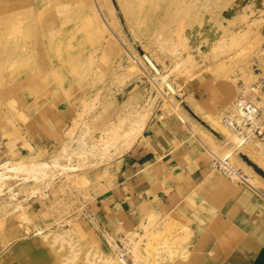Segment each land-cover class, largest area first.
Instances as JSON below:
<instances>
[{
	"label": "rangeland",
	"instance_id": "374dc122",
	"mask_svg": "<svg viewBox=\"0 0 264 264\" xmlns=\"http://www.w3.org/2000/svg\"><path fill=\"white\" fill-rule=\"evenodd\" d=\"M263 7L264 0H0V264H123L121 253L128 264H198L176 211L109 236L114 246L96 200L156 118L180 122L217 174L238 182L264 176V143L224 120L236 116L240 96L253 98L264 119ZM199 79L235 97L199 115L182 102L184 85ZM57 107L62 135L47 148L35 139L34 120L47 112L52 126ZM106 143L113 144L104 151Z\"/></svg>",
	"mask_w": 264,
	"mask_h": 264
},
{
	"label": "crops",
	"instance_id": "0c3cea01",
	"mask_svg": "<svg viewBox=\"0 0 264 264\" xmlns=\"http://www.w3.org/2000/svg\"><path fill=\"white\" fill-rule=\"evenodd\" d=\"M184 88L182 102L195 111L201 107L199 115L216 112L235 97L232 88L208 80ZM56 112L52 126L47 112L46 119L34 120L41 126L39 134L35 125L29 127L41 146L49 148L62 135L63 114L59 107ZM212 162L208 153L187 141L180 122L152 120L120 158L113 185L96 200L94 210L104 231L123 238L142 221L172 217L176 211L192 238L188 255L198 264H264V176L238 182L217 174ZM148 205L157 212L145 211Z\"/></svg>",
	"mask_w": 264,
	"mask_h": 264
},
{
	"label": "built area",
	"instance_id": "2783aa9c",
	"mask_svg": "<svg viewBox=\"0 0 264 264\" xmlns=\"http://www.w3.org/2000/svg\"><path fill=\"white\" fill-rule=\"evenodd\" d=\"M264 48V44H263ZM259 64L254 63L256 70H260ZM261 83H264V77L261 78ZM253 89H256L254 87ZM257 100V98H256ZM237 108V114L234 118L230 116H226L224 118L225 122L232 127L239 135L244 134L245 132H250V134L255 135L261 142L264 143V119L262 115L261 108L254 102L253 98H245L244 96H240L235 103ZM224 162L219 160L215 161L216 166L227 176H231L230 171L226 169L223 165ZM225 163L227 161L225 160ZM121 258H125V254H120Z\"/></svg>",
	"mask_w": 264,
	"mask_h": 264
},
{
	"label": "bare ground",
	"instance_id": "6f19581e",
	"mask_svg": "<svg viewBox=\"0 0 264 264\" xmlns=\"http://www.w3.org/2000/svg\"><path fill=\"white\" fill-rule=\"evenodd\" d=\"M264 8V7H263ZM263 14H264V12H263ZM261 16V15H260ZM263 16V15H262ZM259 18V17H258ZM262 18V17H261ZM256 20V19H255ZM261 20V19H260ZM257 21V20H256ZM259 22V21H258ZM262 22V21H261ZM264 22V21H263ZM182 50H184V49H182ZM263 54V53H262ZM185 58V57H184ZM182 59V58H181ZM186 59H187V57H186ZM190 59V58H189ZM148 60H149V62L151 63L150 64V66L152 65L156 70H159L157 67H156V65L154 64V62L152 61V59H150V58H148ZM188 60V59H187ZM186 60V61H187ZM184 62H186L185 61V59L183 60ZM191 63H192V61H190ZM187 65H188V63H186ZM182 65V63L180 64V66ZM184 65V64H183ZM191 66V65H190ZM186 67V66H185ZM152 68V67H151ZM181 68H182V66H181ZM183 69H184V66H183ZM182 71V70H181ZM157 72V71H156ZM165 82H167V81H165ZM166 84V83H165ZM167 85V84H166ZM168 88L171 90V91H173V93L175 92V88L170 84V83H168ZM165 95V94H164ZM166 98H168V97H166ZM192 100H194V99H192ZM172 100H170V102H171ZM191 101V100H190ZM192 102V101H191ZM151 108V107H150ZM197 108V107H196ZM177 109V108H176ZM199 109H201V108H199ZM198 108H197V111L199 110ZM148 110V109H147ZM199 111H201V110H199ZM145 114V116H144V118H143V120H145V121H142L143 123L144 122H146L147 121V118H148V116L150 115V112L148 113L147 111L144 113ZM138 122V121H137ZM137 122H136V124H137ZM141 122V121H140ZM142 123V124H143ZM140 125H141V123H139ZM137 127V126H136ZM137 129V128H136ZM135 130V129H134ZM138 131V130H137ZM133 132V131H132ZM135 132V131H134ZM131 133V132H130ZM134 134V133H133ZM137 134V133H136ZM135 135V134H134ZM128 136V135H127ZM1 138L2 137H4L3 135L2 136H0ZM85 137H87V136H85ZM118 137V136H117ZM129 137H131L130 135H129ZM133 137V136H132ZM136 138H137V136H136ZM74 139V138H73ZM83 139H85V138H83ZM83 139H80V140H83ZM134 138H132V140H133ZM119 140V139H118ZM127 140H129V139H127ZM131 141V140H130ZM86 142V141H85ZM112 142H114V140L112 141ZM82 144L84 143V142H81ZM133 143V141L131 142V144ZM85 144V143H84ZM83 144V145H84ZM111 144H113V143H106V144H104L103 146H100L102 149H104V147L106 146V147H109L108 145H110L111 146ZM125 144V143H124ZM123 144V145H124ZM122 145V146H123ZM127 145H130V143L129 144H127ZM129 147V146H128ZM126 148V147H125ZM124 148V149H125ZM106 149V148H105ZM105 149H104V151H105ZM108 149V148H107ZM124 149L122 148V150L124 151ZM127 149V148H126ZM93 150V149H92ZM108 150H110V147H109V149ZM103 151V150H102ZM101 151V152H102ZM122 151V152H123ZM128 151V150H127ZM81 152V151H80ZM105 154H107L106 152H104ZM119 153H120V151H119ZM68 154V153H67ZM109 154V153H108ZM121 154V153H120ZM91 155V154H90ZM81 156V155H80ZM101 156V155H100ZM68 157H70V160H71V155H69ZM67 157V158H68ZM97 157V156H96ZM77 158V157H76ZM69 161V160H68ZM82 162V161H81ZM57 163V162H56ZM98 163V162H97ZM57 164H59V163H57ZM231 172V171H230ZM259 174V173H258ZM47 175V174H46ZM261 175V174H260ZM43 176H45V175H43ZM47 177V176H46ZM238 177H240V175H238ZM45 178V177H44ZM46 179V178H45ZM161 208V207H160ZM156 207H154L153 208V206H151V205H148L147 206V208L145 209V211H149L150 210V212L151 213H154L153 211H155V212H157L156 210ZM159 211V210H158ZM150 215H153V214H150ZM149 219V218H148ZM150 219H152V217H150ZM149 221V220H148ZM145 227L147 228L148 227V225L145 223ZM120 231V230H119ZM119 233V232H118ZM130 235V234H129ZM110 235H106V237L109 239V243H112V244H114V246H115V242H113L112 240H111V238L109 237ZM112 237V236H111ZM56 238H59V237H56ZM113 239V238H112ZM132 241V240H131ZM112 244H110L111 246H113ZM117 247V246H116ZM116 249V248H115ZM124 260V259H123ZM122 260V263L123 264H128L127 263V261L125 260V261H123ZM121 262V261H120ZM106 264V263H105Z\"/></svg>",
	"mask_w": 264,
	"mask_h": 264
},
{
	"label": "water",
	"instance_id": "95a60500",
	"mask_svg": "<svg viewBox=\"0 0 264 264\" xmlns=\"http://www.w3.org/2000/svg\"><path fill=\"white\" fill-rule=\"evenodd\" d=\"M259 174H262V172L260 171V170H257V169H255Z\"/></svg>",
	"mask_w": 264,
	"mask_h": 264
}]
</instances>
